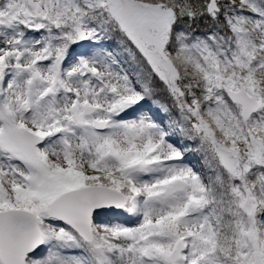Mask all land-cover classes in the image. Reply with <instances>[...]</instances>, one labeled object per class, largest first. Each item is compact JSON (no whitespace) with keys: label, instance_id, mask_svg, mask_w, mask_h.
Listing matches in <instances>:
<instances>
[{"label":"snow or ice","instance_id":"snow-or-ice-1","mask_svg":"<svg viewBox=\"0 0 264 264\" xmlns=\"http://www.w3.org/2000/svg\"><path fill=\"white\" fill-rule=\"evenodd\" d=\"M0 264H264V0H0Z\"/></svg>","mask_w":264,"mask_h":264}]
</instances>
